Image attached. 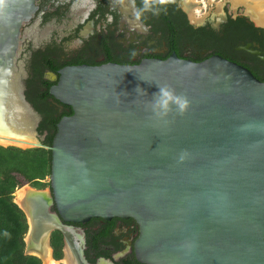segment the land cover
I'll return each mask as SVG.
<instances>
[{
	"label": "water",
	"instance_id": "water-1",
	"mask_svg": "<svg viewBox=\"0 0 264 264\" xmlns=\"http://www.w3.org/2000/svg\"><path fill=\"white\" fill-rule=\"evenodd\" d=\"M261 2L240 6L264 30ZM36 10L35 0L0 7V139L23 144L0 146L52 153L51 189L24 185L15 202L25 254L47 264L52 233L70 234L64 222L121 218L139 225L141 264H264V82L221 56L66 67L50 95L73 114L49 147L20 60L21 28ZM158 86L187 97L186 112L155 116Z\"/></svg>",
	"mask_w": 264,
	"mask_h": 264
},
{
	"label": "flooded vegetation",
	"instance_id": "flooded-vegetation-1",
	"mask_svg": "<svg viewBox=\"0 0 264 264\" xmlns=\"http://www.w3.org/2000/svg\"><path fill=\"white\" fill-rule=\"evenodd\" d=\"M128 1L35 0L37 10L21 28L20 60L27 72L26 97L41 116L38 130L45 119L61 120L73 114L50 95L59 71L66 67L136 65L146 59L166 60L174 54L200 63L221 56L264 82V30L257 28L246 17L245 7L239 5L253 3L259 8L261 0H222L217 11H210L207 5L217 0H174L159 14L147 11L140 20ZM134 4L142 8L143 0H134ZM240 18L256 32L232 24ZM48 135V131L42 135L38 131L42 143ZM23 185L33 187L26 182ZM48 185L44 189H51L50 181ZM52 210L56 211L55 207ZM64 224L70 228L68 238L58 231L50 237L56 264H141L135 252L140 228L134 220L92 218Z\"/></svg>",
	"mask_w": 264,
	"mask_h": 264
},
{
	"label": "trees",
	"instance_id": "trees-1",
	"mask_svg": "<svg viewBox=\"0 0 264 264\" xmlns=\"http://www.w3.org/2000/svg\"><path fill=\"white\" fill-rule=\"evenodd\" d=\"M173 8L177 10L176 5H173ZM242 20L243 18H240L232 24L239 29L244 27L251 33L256 32L252 24H247ZM44 95L48 96V94ZM59 121V119H45L42 122L38 130L39 134L42 135L44 131L49 132L43 141L44 145L52 146ZM51 160L52 153L46 149L23 150L0 146V264H42L38 258L25 254V236L28 225L24 213L14 203L13 194L24 182L39 189L49 186L40 181L50 177ZM5 231L10 234V237L4 236ZM57 245L59 251L56 257L59 258L61 257L60 244Z\"/></svg>",
	"mask_w": 264,
	"mask_h": 264
},
{
	"label": "clouds",
	"instance_id": "clouds-1",
	"mask_svg": "<svg viewBox=\"0 0 264 264\" xmlns=\"http://www.w3.org/2000/svg\"><path fill=\"white\" fill-rule=\"evenodd\" d=\"M174 0H143V7L136 8L133 0V14L137 20H140L143 14L147 11L153 12V14H159L162 7L173 3ZM132 52L131 55H135ZM158 93L153 94L151 104V110L153 114L157 117H166L172 110L173 107L178 111L179 114H184L189 107V101L187 97L183 95L176 94L174 89L170 87H160L158 86ZM126 95V94H125ZM183 160V155H181V161ZM5 237H10V234L5 231Z\"/></svg>",
	"mask_w": 264,
	"mask_h": 264
},
{
	"label": "rangeland",
	"instance_id": "rangeland-1",
	"mask_svg": "<svg viewBox=\"0 0 264 264\" xmlns=\"http://www.w3.org/2000/svg\"><path fill=\"white\" fill-rule=\"evenodd\" d=\"M211 0H209V2H210ZM225 2V1H224ZM220 3H222V0H217L216 2H212V3H207V5H209V8H210V11H212L213 9H216V11L218 10V8L220 9V6H222ZM207 15H209V14H207ZM202 17H206V14H203V16ZM20 180H22L21 178H20ZM23 181V180H22ZM49 181H50V179L49 178H46L45 180H44V183L46 184V185H48V183H49ZM24 184V183H23ZM21 185V187H19V188H17L16 189V191H15V193L13 194V197H14V203L15 202H17V200L20 198V196L18 197V193L19 192H21L22 193V191H24V188H22L24 185ZM46 189H49V188H46ZM21 195V194H20ZM51 264H56V263H51Z\"/></svg>",
	"mask_w": 264,
	"mask_h": 264
},
{
	"label": "bare ground",
	"instance_id": "bare-ground-1",
	"mask_svg": "<svg viewBox=\"0 0 264 264\" xmlns=\"http://www.w3.org/2000/svg\"><path fill=\"white\" fill-rule=\"evenodd\" d=\"M240 5V4H239ZM0 144H4V145H8V144H16V145H23L22 143H20V142H18V141H9V140H1L0 139ZM21 194V195H20ZM20 196V198L17 200V204H21L22 202H24V199L26 198V193H25V191H22V193L21 192H19L18 193V197ZM47 264H51V263H56V262H54V261H52V260H47V262H46Z\"/></svg>",
	"mask_w": 264,
	"mask_h": 264
},
{
	"label": "snow or ice",
	"instance_id": "snow-or-ice-1",
	"mask_svg": "<svg viewBox=\"0 0 264 264\" xmlns=\"http://www.w3.org/2000/svg\"><path fill=\"white\" fill-rule=\"evenodd\" d=\"M4 2H5V0H0V7L3 6Z\"/></svg>",
	"mask_w": 264,
	"mask_h": 264
}]
</instances>
